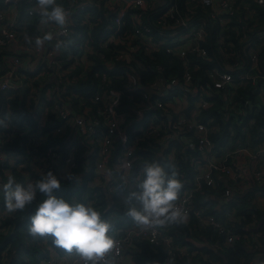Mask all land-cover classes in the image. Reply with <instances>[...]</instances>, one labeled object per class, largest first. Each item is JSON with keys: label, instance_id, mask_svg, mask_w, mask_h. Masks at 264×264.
I'll return each instance as SVG.
<instances>
[{"label": "built area", "instance_id": "2783aa9c", "mask_svg": "<svg viewBox=\"0 0 264 264\" xmlns=\"http://www.w3.org/2000/svg\"><path fill=\"white\" fill-rule=\"evenodd\" d=\"M21 1L4 0L7 7L0 10V93H21L26 86L37 81L40 88L46 86L44 90L50 95L45 99L51 105L44 106L42 102L39 109H34L37 127L26 130L32 149L25 155L7 151L5 145L9 138L0 130V221L16 213L5 211L1 197L4 195L3 185L9 175L14 176V170H23L26 163L33 166L37 162L32 175H45L51 171L57 177H63L60 164L66 166L67 174L76 166L71 152L63 155L56 147L45 146L49 136L63 137L65 128L73 126L81 133L86 145L95 151L93 170L96 181L100 182L97 186L105 191L108 198L117 190V179L130 185L129 177L138 160L142 159L141 154L155 160H168L170 164L178 157L186 159L191 170L187 174L177 172L183 185L177 203L186 212L185 223L193 220L198 230L210 227L222 236V245H212L216 250L222 251L243 237L246 250L253 256L250 264H264V255L259 260L255 256L264 244V222L260 221L257 213L246 212L250 219L241 228L246 231L244 236L235 229L236 224L246 219V214L238 213L235 203L248 192L251 191L245 199L248 209L254 207L257 211H264V193L253 189L264 185V138L260 144H253L248 136L243 143L231 136L228 141L230 147L218 151L211 138L217 127L212 118H202V113L212 107L210 99H219L223 102V110L239 118L255 106H264V68L260 57L264 51V27H257L254 23L235 37L227 34V42L228 36L220 34L216 44L222 56L220 59H223L221 65L203 70L201 66H192L190 60V57H195L216 62L207 50L210 28L218 24L220 32L231 30V22L240 14L245 20L254 18L257 21L255 7L264 10V0H183L184 8L180 7L178 0H56L59 5L64 1L61 6L70 12L68 25L60 29L53 23L44 26L39 22V36L52 32L56 39L66 43L73 32L72 16L78 12L83 13V20L88 24L83 52L73 57L69 68L63 67L59 58L61 50L56 52L50 42L43 50H37L20 38L17 29ZM26 1L29 3L28 14L39 16L35 0ZM100 11L106 23L112 22L105 27L109 34L100 39L101 45L110 47L115 59L127 65L124 90L129 94L128 100L121 109L123 91L111 89L110 79L103 75L99 92L88 99L99 107L93 114L84 109L78 115L63 93L68 82L66 75L78 65L85 68L91 65L89 55L94 53V49L89 33L92 26L100 23L101 16L94 17V13ZM112 11L115 13L113 18ZM236 38L237 44H234ZM140 49L151 59L155 52L163 50L168 57L180 62L182 73L166 76L163 66L154 61L153 79L141 81L131 66L136 62L134 54ZM200 70L204 72L205 81L195 74ZM26 71L32 75L30 78ZM240 89L245 100L248 93L254 97L255 103L247 100L244 106L237 104L236 97L238 102L242 101L239 99ZM30 98L28 96L27 100ZM49 113L59 119L60 125L43 132L49 122ZM2 115L3 109L0 108V123ZM42 146L44 148L39 150ZM142 166L138 169L137 179L143 177ZM82 167L84 172H88L90 163L85 161ZM29 182L32 180L26 178L21 184ZM220 187L221 195L205 193L207 189L219 192ZM205 194L220 200L223 205L212 211L208 204L196 203L197 195ZM257 221L259 224L254 225ZM111 235L117 242L114 254L118 253V263L137 239L161 247L165 251L162 264H170V260L174 264L177 254L187 256L183 248L178 249L174 245L167 225L141 230L132 223ZM55 256L52 253L39 264H81L75 253L68 261L59 262ZM6 261L4 258L3 262ZM223 264L228 263L224 261Z\"/></svg>", "mask_w": 264, "mask_h": 264}, {"label": "trees", "instance_id": "16d2710c", "mask_svg": "<svg viewBox=\"0 0 264 264\" xmlns=\"http://www.w3.org/2000/svg\"><path fill=\"white\" fill-rule=\"evenodd\" d=\"M178 3L181 8H184L183 0H178ZM64 4L65 2L62 1L61 5ZM6 7L7 5L4 4V0H0V10L5 9ZM28 7L29 3L26 0H22L18 6V23L20 25L17 31L20 38L22 37L24 41L25 35L33 38L39 36L38 25L40 16L35 14L29 15L27 12ZM255 10L258 15V17L256 16L257 21H255L254 18L253 20H245L240 14L237 15L231 22V30L220 32L218 24L212 26L208 37L207 44L209 47L207 50L210 56L214 57L216 62H207L202 59L190 57L192 66L198 65L204 70L223 63V59H220L222 56L219 54L218 46L216 44L220 34L224 36H228L227 34H229L231 37H235L242 31L243 28L251 27L254 23H256L257 27H264V24H262V21H264V10L259 7H255ZM99 15L101 16L100 23L97 26H92L90 29L91 35L89 33L91 38L90 43L94 49V53L89 55L91 65L87 66L88 68L78 65L66 75V80L68 82H66L63 93L68 97L70 106L76 110L78 115H81L84 109H88L89 112L93 114L99 107L98 104H93L88 99L93 98L94 95L99 92V85L101 84V77L103 75L110 79L111 89L123 91L121 109L124 108V105L127 102L126 100H128L127 95L129 94L124 90V84L126 82L124 74L127 71V65L124 61L115 59L116 55L112 52V50H110V47H103L101 45L100 39L104 37V35L109 34V31L106 30L105 27L112 22L109 21L106 23V18L104 20V16H102L101 11L99 13H94V17ZM113 15H115L114 11L111 13L112 18ZM151 16H153V14ZM72 18L73 32L66 41L68 46L61 49L59 57L64 68H69L72 64L73 57L83 52V47L85 46L84 42L88 37L86 33L88 31V24L83 20V13H75ZM227 41H229V36L226 38V42ZM234 44H237V38L235 39ZM236 48L238 47L236 46ZM260 57L263 59L261 67L264 68V51L260 54ZM134 59L136 62L132 63L131 66L136 69L141 81L143 82H148L153 79L155 75L153 72L154 61L163 66L164 74L166 76L180 75L182 73V66L180 62L176 59H172L170 56L168 57L163 50L155 52L153 59H151L150 56L143 52V49H140L134 54ZM107 62H112V64ZM203 70H200L195 74L197 76H202L203 81H205ZM25 73L28 78L32 76L28 74L27 71ZM45 87L40 88V84L38 82H34L31 86H26L25 90L21 93H0V108L3 109L0 130L9 138L8 143L5 145V149L7 151L25 155L32 149V144H28L29 136L27 135L26 130H35L37 127V119L34 114V109L31 108L30 101L34 102L35 106L36 104L38 105V102H40L39 105L43 102L44 106H50L51 103L45 99ZM29 91L31 92L30 94ZM238 93L239 99L242 101L238 102V97H236L235 102L237 104H243L244 106L247 100L253 104L255 103L252 95L247 93V100H245V94L241 89ZM28 96H31L29 100H27ZM210 102L212 103V107L202 113V118H212L213 123L217 127V130L211 135L216 150H224L225 148L230 147L228 141L231 136L233 139L236 137V140L240 139L241 143L245 141L247 136L253 144H257L258 142L259 144L261 143L264 138V106H255L248 110L245 116L239 118L232 115L231 112L223 110V102L219 99H210ZM80 103H82V105ZM48 118L49 122L47 123V126L43 128V132L50 131L60 125L59 119L54 114L49 113ZM67 129L63 137L49 136L45 141V146L56 147L63 155L71 152L74 155V161L76 164L74 168L70 169L69 173L72 174L74 178L73 180H68V174L67 176L57 177L61 180V188L58 191H55L54 195L58 198L62 197L70 203L79 202L91 204L102 214L103 218L107 219L113 225L110 234L120 227L131 223L130 218L113 222L111 214L118 208H124V204L116 201V199L120 196L119 194L123 191H131L132 186L143 179V177L137 179V173L140 166L145 163L156 161L159 164H163L166 172L170 171L169 165H174V170L176 172H184L187 174L191 170L189 162L186 161V159L183 160L178 157L174 163L170 164L168 160H155L152 156L141 154L143 156L142 159L138 160L129 177V181L131 182L130 185H125L124 182L117 179V190L110 198H108L105 191L101 187H93V182L95 181V173L93 170L95 151H93L92 146L86 145V142L83 140V136L76 130L75 127H67ZM30 133L33 132L31 131ZM130 136L132 137L133 135ZM42 148H44V146L39 147V150ZM186 154L187 157L189 153L187 152ZM85 161L90 163L88 172H84L82 167ZM176 168L179 170H176ZM26 170H30L28 163L25 164L23 170H14L13 177L15 178L16 183L21 184L23 180H25L24 175L20 172H25ZM42 176L43 175L41 174H33L30 176V179L32 182H35ZM253 189L254 191H261L264 193V185L254 187ZM205 193L221 195L222 188H219V192L207 189ZM249 195H251V191L243 196L240 199V202L235 203V206L238 208V213L245 215L246 212L254 211L257 213L260 221L264 222V211H257L254 207L248 209L249 207H247L248 205L245 199H247V196ZM1 197L4 199V195ZM204 197L205 195H197L196 203L206 204L207 202L203 200ZM43 199H45V197L42 194L37 193V198L31 205L26 206L23 211H17L10 218H5L0 221V228L2 229V231H0V264H39L43 260L49 258L52 253H55L58 256L67 254L62 249L53 248L51 246L50 239L39 237L34 239L28 234L30 217L34 214L37 205L42 202ZM248 218L250 219L249 215L246 214V219L239 225H235L237 232L243 236L246 234V231L241 228L247 224ZM183 224L184 225H167L169 228V236L172 238L173 243L175 245L184 244L182 240L183 236L194 235L195 237L197 233H200L208 241V244H206V246L200 251L207 255L209 260L207 259V261H204L198 254L193 258H189L188 256L190 255V252L193 250L195 251L197 248L186 243L184 245L188 247L187 256L177 254L174 264H223L224 261L228 264H250L251 259H253L252 254L246 250V242L243 237L236 240L233 245L223 248L222 251H215L212 247L217 244L222 245V236H218L217 233L210 227L205 230H198L193 220H190L187 224ZM128 253L131 255L133 264H162L165 257V251L161 247L153 246L147 241L139 239L135 241ZM4 258H7L6 262H3Z\"/></svg>", "mask_w": 264, "mask_h": 264}, {"label": "clouds", "instance_id": "9594fccd", "mask_svg": "<svg viewBox=\"0 0 264 264\" xmlns=\"http://www.w3.org/2000/svg\"><path fill=\"white\" fill-rule=\"evenodd\" d=\"M35 8L39 11L41 25L53 23L60 29L68 25L70 12L56 0H35ZM53 40L56 52L68 46L64 40L56 39L52 32L35 38L25 35V41L37 50H43L46 43ZM169 170L166 172L156 161L145 163L142 166L143 179L124 199L128 205L127 216L141 230L186 222V212L177 203L183 185L174 165H169ZM67 178L69 181L74 179L72 174ZM60 188L61 180L51 171L26 185L16 183L9 175L3 185L5 211L9 214L23 211L40 193L45 199L30 217L29 236L50 239L53 248L62 249L67 254L75 253L81 264H118V253L114 254L117 242L110 234L113 225L91 204L70 203L55 196L54 192Z\"/></svg>", "mask_w": 264, "mask_h": 264}, {"label": "crops", "instance_id": "0c3cea01", "mask_svg": "<svg viewBox=\"0 0 264 264\" xmlns=\"http://www.w3.org/2000/svg\"><path fill=\"white\" fill-rule=\"evenodd\" d=\"M45 96L46 97H49L50 93L45 91ZM30 97V96H29ZM68 127V126H67ZM67 127L65 128V131L67 129ZM68 130V129H67ZM37 168V162L33 164V166H30V170H26L23 175L26 178H30V176L32 175L31 173L33 172V169L35 170ZM60 174H63V176H65L67 174V168L64 164H60ZM204 201H206L210 207V209L213 211L215 209L216 206H221L223 205L222 202L220 200H215L214 197H209L208 195L205 194V197L203 199ZM117 202L121 203V204H125L124 203V200L119 196L118 199H116ZM132 220H131V223L132 224ZM130 224H127V225H130ZM259 224V221H257L254 225H258ZM126 225V226H127ZM184 225V224H182ZM126 226H122L120 227L119 231L123 230ZM115 230L114 231V234L115 232L117 231ZM196 235V234H195ZM183 242L184 244L188 243L190 245H193L195 248H197L195 251H191L190 252V255L188 256L189 258H193L195 255H200L202 257V259L204 261H207V259L209 260V257H207V255L203 254V252H201L200 250L206 246V244H208V241L205 239V237L203 235H201L200 233H197V235L194 237V235H185L183 236ZM184 244H177L175 245L178 249L179 248H183L184 252L185 253H188V247ZM215 251L216 249L214 247H212ZM197 252V253H195ZM256 252V251H255ZM254 251L251 253H255ZM73 254V253H72ZM72 254H65L63 256H58L56 254L55 256V259L59 262L61 261H68V259L72 256ZM264 255V244L261 245L260 249L256 252L255 256H256V260H259V258H262V256ZM118 264H133L132 260H131V255L126 251L124 252V254L122 255V258L120 260V262Z\"/></svg>", "mask_w": 264, "mask_h": 264}, {"label": "rangeland", "instance_id": "374dc122", "mask_svg": "<svg viewBox=\"0 0 264 264\" xmlns=\"http://www.w3.org/2000/svg\"><path fill=\"white\" fill-rule=\"evenodd\" d=\"M37 82V81H36ZM39 83V82H38ZM34 89V88H33ZM32 103V104H31ZM39 103L40 102H38V105H39ZM30 105H31V108H33V109H36L37 110V108L39 109L40 107H41V105H37L36 104V106L34 105V102H32V101H30ZM34 105V106H33ZM39 113H40V111H39ZM96 178L97 177H95V181L93 182V187H97V184L98 185H100V182H97L96 181ZM136 185V184H135ZM135 185L134 186H132V189H135ZM131 189V191H133ZM128 192H130V191H128ZM128 192H121L119 195H120V197L124 200L125 199V197H126V195H127V193ZM124 208H118V209H116V210H114L113 211V213L111 214L112 215V221L113 222H116L117 220H123V219H125V218H129L128 216H127V214H126V209H127V204L125 203L124 205Z\"/></svg>", "mask_w": 264, "mask_h": 264}, {"label": "water", "instance_id": "95a60500", "mask_svg": "<svg viewBox=\"0 0 264 264\" xmlns=\"http://www.w3.org/2000/svg\"><path fill=\"white\" fill-rule=\"evenodd\" d=\"M54 43H55V41L53 40L52 42H50V44L53 46L54 45Z\"/></svg>", "mask_w": 264, "mask_h": 264}]
</instances>
